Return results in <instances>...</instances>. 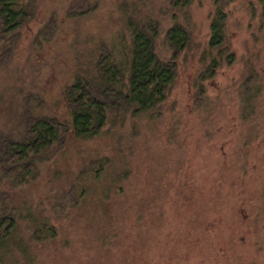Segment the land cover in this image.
Masks as SVG:
<instances>
[{
  "label": "rangeland",
  "instance_id": "1",
  "mask_svg": "<svg viewBox=\"0 0 264 264\" xmlns=\"http://www.w3.org/2000/svg\"><path fill=\"white\" fill-rule=\"evenodd\" d=\"M220 1L235 57L203 78L218 58L203 56L213 0H30L18 37L0 43V135L31 114L68 121L65 88L102 46L129 44L126 17L159 22L162 60L171 24L190 34L156 110L94 137L67 133L33 178L1 188L56 228L38 242L24 235L33 264H264V20L255 0ZM249 87L259 89L247 104Z\"/></svg>",
  "mask_w": 264,
  "mask_h": 264
},
{
  "label": "trees",
  "instance_id": "2",
  "mask_svg": "<svg viewBox=\"0 0 264 264\" xmlns=\"http://www.w3.org/2000/svg\"><path fill=\"white\" fill-rule=\"evenodd\" d=\"M255 1L264 20V0ZM29 2L0 0V43L18 37L17 30L32 13ZM173 4L187 6L190 0H173ZM226 20L224 5L220 0H213L203 56L216 53L218 58L209 57L203 78L212 77L223 62L234 61L225 33ZM126 29L130 38L127 46L123 41L115 43L118 46H102L89 73H78L65 88L68 121L30 113L20 131L0 135V264L17 263L9 260L15 254L22 255L25 264H33L24 235L29 236V241L38 242L57 233L46 215L33 213L22 202L13 203L8 190L1 189L3 186L15 187L33 178L37 165L63 145L67 133L77 138L94 137L115 124L117 118L123 120L129 114L152 112L165 101L176 77V57L190 41L187 28L175 21L165 31L164 38L172 49L168 60L160 59L156 53V40L161 33L159 22L151 18L137 20L130 15L126 17ZM3 57L5 55L0 54V64L5 61ZM258 89L247 88L249 93L244 91L248 93L244 94V102L249 104ZM74 185L63 193L72 195Z\"/></svg>",
  "mask_w": 264,
  "mask_h": 264
}]
</instances>
